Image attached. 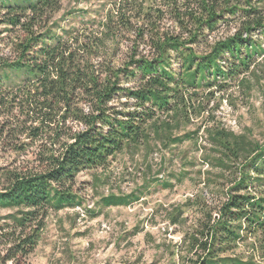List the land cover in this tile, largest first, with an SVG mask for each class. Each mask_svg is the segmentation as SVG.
Instances as JSON below:
<instances>
[{"label":"trees","instance_id":"obj_1","mask_svg":"<svg viewBox=\"0 0 264 264\" xmlns=\"http://www.w3.org/2000/svg\"><path fill=\"white\" fill-rule=\"evenodd\" d=\"M122 1L127 6L115 4L102 30L85 36L86 41L56 35L47 44L45 21L61 0H0V25L19 27L26 34L17 43L16 58L2 64L27 75L11 89L0 84V107L6 102L18 106L30 122L28 135L52 134L56 146L42 155L38 169L7 174L0 187V210L9 211L0 217V264H24L48 212L81 205L73 184L82 170L104 167L129 147L148 148L151 141L181 144L197 136L202 127L182 135L173 131L201 114L198 91L223 89L263 51L252 36L257 32L264 37V0H162L180 31L174 35L156 30L147 6ZM126 7L146 20L142 24L147 28L139 27L137 33L149 51L131 52L115 66L111 55L104 59L105 43L119 35L113 23L131 29ZM232 18L240 22L232 35L206 52L193 49L205 31ZM91 56L102 60L93 62ZM120 98L121 108L113 104ZM68 121L81 128L72 131ZM203 131L202 161L220 176L228 175L230 185L215 211H202L183 231L181 243L169 247L165 264H264V145L219 124ZM128 202L114 195L103 199L105 206ZM179 215L172 213V224ZM248 244L246 256L236 251Z\"/></svg>","mask_w":264,"mask_h":264},{"label":"rangeland","instance_id":"obj_2","mask_svg":"<svg viewBox=\"0 0 264 264\" xmlns=\"http://www.w3.org/2000/svg\"><path fill=\"white\" fill-rule=\"evenodd\" d=\"M117 3L128 4L122 0H61L59 9L45 21L44 30L49 31L45 43H52L56 35L86 41L85 36L92 37L102 30L101 23ZM139 4L149 8L157 31L173 35L180 32L162 0H136V7ZM126 9L124 17L133 31L115 22L119 35L105 43L104 59L111 55L115 66L131 52L149 51L146 40L137 33L139 27L147 28L142 24L146 20L138 19L134 9ZM239 25V20L233 18L220 21L192 47L206 52L214 42L237 31ZM25 35L19 27L0 25V84L4 89L14 88L26 79L24 73L5 69L2 64L16 58L17 43ZM252 38L263 51L253 56L248 71L221 90L213 87L198 91L196 103L203 109L201 114L173 131L182 135L202 127L197 136L181 144L166 146L151 141L148 148L129 147L109 158L104 167L79 172L73 191L81 205L48 212L40 238L24 264H165L169 247L181 243L183 231L201 218L202 211H215L230 185L228 175L220 176L218 170L202 161L204 127L219 124L234 133H246L264 145V37L256 32ZM115 101L113 104L121 108L124 99ZM27 120L18 106L6 102L0 107V187L6 183L7 174L38 169L42 155L56 148L52 134L29 136ZM66 125L72 131L81 128L75 122ZM108 195L127 197L129 202L105 206L103 199ZM8 212L0 210V217ZM174 212L180 213L176 224L171 222ZM236 251L246 256L250 245H239Z\"/></svg>","mask_w":264,"mask_h":264}]
</instances>
